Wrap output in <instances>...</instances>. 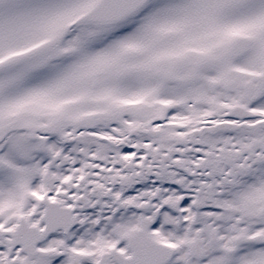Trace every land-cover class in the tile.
<instances>
[{
  "label": "snow or ice",
  "instance_id": "snow-or-ice-1",
  "mask_svg": "<svg viewBox=\"0 0 264 264\" xmlns=\"http://www.w3.org/2000/svg\"><path fill=\"white\" fill-rule=\"evenodd\" d=\"M0 264H264V0H0Z\"/></svg>",
  "mask_w": 264,
  "mask_h": 264
}]
</instances>
